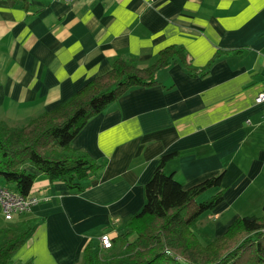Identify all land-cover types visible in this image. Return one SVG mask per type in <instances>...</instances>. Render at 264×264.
I'll use <instances>...</instances> for the list:
<instances>
[{"label": "crops", "instance_id": "crops-1", "mask_svg": "<svg viewBox=\"0 0 264 264\" xmlns=\"http://www.w3.org/2000/svg\"><path fill=\"white\" fill-rule=\"evenodd\" d=\"M174 45L197 68L222 55L204 79L172 65L158 72L160 85L133 89L90 119L73 147L103 164L101 175L83 192L37 176V203L14 221L40 225L15 262L80 264L86 247L142 210L146 184L173 152L183 155L166 172L185 189L223 174V202L203 224L256 193L262 204L264 0H31L29 11L0 0V120L10 125L67 102L120 55L147 67Z\"/></svg>", "mask_w": 264, "mask_h": 264}, {"label": "trees", "instance_id": "trees-1", "mask_svg": "<svg viewBox=\"0 0 264 264\" xmlns=\"http://www.w3.org/2000/svg\"><path fill=\"white\" fill-rule=\"evenodd\" d=\"M10 7L31 0H6ZM222 55L204 68H197L182 46L161 50L156 61L141 67L134 56H118L106 74L95 78L71 99L22 125L0 120V179L3 187L28 198L37 176L51 183L63 182L71 191H85V182L101 175L103 164L73 147V140L93 117L101 114L129 91L159 84L157 74L180 65L193 78H206ZM166 154L144 188L145 204L121 230L111 236L112 247L90 244L80 264H264V214L236 219L219 238L202 240L197 231L201 216L214 211L224 195L223 174L185 189L166 172L167 165L181 157ZM217 193L198 202L210 190ZM264 212V201L262 204ZM11 222V221H10ZM0 229V264H19L17 252L34 236L40 222L33 218L12 220Z\"/></svg>", "mask_w": 264, "mask_h": 264}, {"label": "rangeland", "instance_id": "rangeland-1", "mask_svg": "<svg viewBox=\"0 0 264 264\" xmlns=\"http://www.w3.org/2000/svg\"><path fill=\"white\" fill-rule=\"evenodd\" d=\"M2 185H3V181L2 179H0V186ZM213 192L215 193L214 189L210 190L204 196L199 198L198 202L202 203L205 201H209L215 195ZM263 201H264V194H263L262 204H263ZM262 204L260 205L259 202L257 201V193H256L252 195V198H250V200L241 201L237 203L232 209H229L228 211H226L225 214L221 217V219L217 223V225H215L214 220H212V223L210 225L202 223V220L208 218V215L210 214L209 212H207L201 216L197 231L200 233L199 235L202 240L210 241V240L216 239L218 235L221 233V232H218V226H224V229L229 227L236 220L237 217H234V215L237 212H240L241 214L240 217H246V216L261 217L264 214ZM12 224H13L12 221L11 222L6 221L3 215L0 214V229L11 226Z\"/></svg>", "mask_w": 264, "mask_h": 264}, {"label": "built area", "instance_id": "built-area-1", "mask_svg": "<svg viewBox=\"0 0 264 264\" xmlns=\"http://www.w3.org/2000/svg\"><path fill=\"white\" fill-rule=\"evenodd\" d=\"M53 1L72 3L76 0ZM257 103L264 105V91L258 96ZM35 203H37L36 198H23L12 190L0 186V214L3 215L6 221H12L15 216L27 213ZM101 246L104 249L112 247L109 234H105L101 237Z\"/></svg>", "mask_w": 264, "mask_h": 264}, {"label": "bare ground", "instance_id": "bare-ground-1", "mask_svg": "<svg viewBox=\"0 0 264 264\" xmlns=\"http://www.w3.org/2000/svg\"><path fill=\"white\" fill-rule=\"evenodd\" d=\"M111 237V236H110Z\"/></svg>", "mask_w": 264, "mask_h": 264}]
</instances>
